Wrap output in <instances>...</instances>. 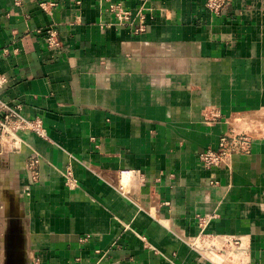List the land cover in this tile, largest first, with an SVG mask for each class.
Instances as JSON below:
<instances>
[{
	"label": "crops",
	"instance_id": "0c3cea01",
	"mask_svg": "<svg viewBox=\"0 0 264 264\" xmlns=\"http://www.w3.org/2000/svg\"><path fill=\"white\" fill-rule=\"evenodd\" d=\"M208 1L0 0V105L46 134L0 146V264H264V0Z\"/></svg>",
	"mask_w": 264,
	"mask_h": 264
},
{
	"label": "built area",
	"instance_id": "2783aa9c",
	"mask_svg": "<svg viewBox=\"0 0 264 264\" xmlns=\"http://www.w3.org/2000/svg\"><path fill=\"white\" fill-rule=\"evenodd\" d=\"M21 0H16V4L20 5ZM228 6V0H209L207 8L216 15L222 14ZM110 11L114 13L120 24L131 23V12L125 11L119 5H112ZM142 25H145V17L141 16ZM139 31H143V27ZM46 45L50 50H59L62 48V41L56 29L50 28L46 32ZM4 104L0 105V146L7 138L16 139L21 131H32L39 136H45L42 125L39 122H31L22 118V116L14 110H8ZM252 138L246 134H224L219 143L218 149H206L200 154L202 164L208 169L227 167L231 159L242 153H247L252 147ZM209 238L202 243L195 245L200 256L215 264L214 259L221 255L225 256L221 263L229 262L233 264L240 255L241 245L238 241L227 240L224 245H218Z\"/></svg>",
	"mask_w": 264,
	"mask_h": 264
}]
</instances>
